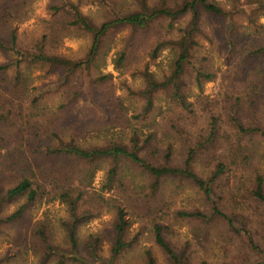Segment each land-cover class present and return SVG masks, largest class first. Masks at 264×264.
Segmentation results:
<instances>
[{"label": "trees", "instance_id": "obj_1", "mask_svg": "<svg viewBox=\"0 0 264 264\" xmlns=\"http://www.w3.org/2000/svg\"><path fill=\"white\" fill-rule=\"evenodd\" d=\"M37 0H0V51L6 64H0V231L16 228L13 249L17 257L32 254L39 264H96L102 259V240L90 237L82 247L77 229L86 221L99 217L106 209L115 212L110 241V256L102 264H119V259L134 248L135 240H128L131 223L126 210L153 216L152 235L169 264H190L185 251L179 252L168 240L169 228L163 225L162 210L155 208L162 186L166 180L186 181L198 189L211 204V211H179L177 217L210 222L222 219L234 228V219L224 214L214 201L215 187L223 177L235 169L248 168L253 160L251 143L264 140V123L254 118L250 123L243 120V104L247 103L253 114L264 109V24L258 19L264 15V0H233L232 9L226 10L217 0H49L50 18L43 20L44 33L30 41L21 40L17 25L32 18L33 5ZM100 6L103 17L96 23L82 11V6ZM203 14L227 22L232 15L240 14L254 28L255 34L236 40L226 29H216L210 35L202 26ZM184 25L180 27L181 24ZM120 50L115 54V68L126 66L140 43V35L153 33L155 41L149 53L150 60L141 70L142 88L128 87L129 94L142 101L135 118L144 120L157 110L159 96H163L168 111L163 113L171 129L181 139L184 154L180 166L174 162V149L168 144L163 148L161 133L154 131L141 136L134 130L128 143L109 142L104 146H81L75 142L58 144L42 142L28 149L25 138L37 129L47 130L42 117L30 114L23 105L35 108L47 93L66 91V104H75L85 88L84 79L105 83L111 74L94 76L100 61L107 55L109 45L122 32ZM89 35L91 46L81 60L59 54L64 40L74 34ZM205 40L212 50L227 59V70L220 71L211 65V55L200 52ZM210 48V49H211ZM165 49L172 55L171 71L162 80L150 71ZM106 53V54H105ZM49 66L62 70V77L52 86L31 89L25 77V69ZM83 82L76 86L75 82ZM227 80L234 87V96L227 97L218 112V101H211L200 94L194 101L192 90L203 91L206 83ZM244 99V100H243ZM120 103V101L118 100ZM19 108V109H18ZM217 109L207 118L204 132L194 138L186 123H195L201 112ZM33 119L34 122H31ZM38 133V132H37ZM141 134V135H140ZM205 158L209 163L206 177L195 171V164ZM106 165L103 190L123 195L121 199L106 198L93 183L98 171ZM130 165L148 179L147 197L123 202L129 195L130 183L122 172ZM8 172V173H7ZM9 177L15 183L7 187ZM264 183L259 176L254 197L264 203ZM46 199L66 205L69 220L64 224L67 247L55 245L46 234L45 227L33 224L32 208ZM141 200V201H140ZM20 205L14 212H7L13 205ZM249 245L257 253L261 249L247 232ZM146 264H156L153 252L146 253ZM206 264V263H203Z\"/></svg>", "mask_w": 264, "mask_h": 264}, {"label": "rangeland", "instance_id": "obj_2", "mask_svg": "<svg viewBox=\"0 0 264 264\" xmlns=\"http://www.w3.org/2000/svg\"><path fill=\"white\" fill-rule=\"evenodd\" d=\"M217 1L226 10L232 9L233 0ZM48 4L49 0H37L33 5L32 18L16 26L21 40L30 42L44 33L43 20L50 18ZM82 11L94 22H101L103 12L97 4L83 5ZM258 21L260 24H264V15ZM183 25L184 23L180 27ZM202 26L205 32L210 35L216 34L215 30L218 28L226 29L239 41L249 34L256 33L240 14L232 15L227 22L203 14ZM128 34L129 32L124 31L116 36L114 43L107 48L109 50L106 51L107 55H103V60L99 62L100 65L93 73L94 76L111 74L112 78L105 83H96L92 78L86 77L83 80L84 92L75 104H66V91L61 89L58 92L47 93L35 108L31 104L23 105L22 108L29 110L30 114L40 115L47 129L40 132L35 129L30 132V136L25 138L26 153L31 154L27 147L28 143L31 146L35 145L36 148L40 141L48 143L51 141L53 144H58L62 140L75 142L81 146H104L109 142L128 143L134 130H139L141 136H146L152 133L157 126L161 133L163 148L170 144L175 152L173 163L176 166L182 164L183 145L163 115L168 111V105L163 96H159L157 110L151 116L144 120L135 118L142 106V101L131 96L128 87L133 89L143 87L144 82L140 69H143L150 60V48L155 41V36L150 32L141 34V41L132 57L124 68L117 70L115 54L120 50L123 38ZM201 42L203 47L200 52L211 55V65L221 72L226 71L228 68L227 59L212 50L204 39ZM90 46L89 35L76 33L71 38L64 40L59 54L74 60H81L87 55ZM6 61V57L0 51V64H6ZM171 64V51L165 49L156 65L150 66V71L154 72L159 80H162L170 73ZM24 72L31 89L52 86L62 77V70L49 66H34L25 69ZM83 81L78 79L75 82L76 86L79 87ZM235 90H242V88L240 86L236 88L227 80L220 79V81L206 83L203 91L194 88L191 100L194 101L196 97L203 94L211 101H218L220 104L218 112L223 113L222 107L228 103L225 100L228 95L234 96ZM216 110L215 108L209 109V114L201 112L195 123L190 121L186 123L188 132L194 138L200 136L205 130L208 116L215 113ZM252 111L248 104L244 103L243 120L250 123L254 118H260L264 123V109L259 114H253ZM31 120L34 122L33 119ZM251 152L253 160L248 168L235 169L232 173L223 176L215 187L214 201L224 214L234 219L236 230L222 219L201 222L177 217L179 211L201 210L206 213L211 211V204L203 197L202 193L186 181L166 180L156 202H152L155 208L157 207L163 212L160 222L169 228L166 233L168 240L176 250L187 253L190 264H264V203L259 202L253 193L259 176L264 183V140H253ZM106 167V165L102 166V169L96 174L93 187L97 191H102L104 188ZM194 167L200 176L208 175L210 168L205 158L199 159ZM122 175L124 181L130 183L131 189L123 202H130L134 198L142 200L147 197L148 179L145 175L130 165L124 167ZM14 183L15 177H9L6 186H12ZM102 193L109 199L112 196L121 199L123 196L119 193L113 195V192L107 189ZM117 195L121 197H117ZM20 205L22 203L11 206L7 212H14ZM125 212L127 220L131 223L127 234L128 240L135 241L134 248L119 259V264H146L145 253L148 250L153 252L156 264H169L154 242L152 235L154 217L147 216L146 210V218L143 217L144 213L139 214L131 210ZM30 218L33 224L45 227L51 243L67 247V232L64 224L69 220V213L65 204L59 200L48 202L44 199L32 208ZM114 219L115 212L106 209L99 217L82 223L77 229V237L82 247L88 243L90 237L94 236L102 240L100 252L102 259L96 264L106 262L110 256ZM15 232L16 228L0 231V264H39L38 258L32 254L17 257L16 250L12 245ZM247 232L251 234L255 244L261 249V253L251 249Z\"/></svg>", "mask_w": 264, "mask_h": 264}]
</instances>
